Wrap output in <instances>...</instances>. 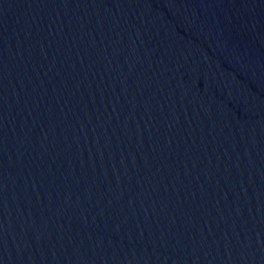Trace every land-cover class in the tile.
I'll return each mask as SVG.
<instances>
[{
  "label": "water",
  "instance_id": "1",
  "mask_svg": "<svg viewBox=\"0 0 264 264\" xmlns=\"http://www.w3.org/2000/svg\"><path fill=\"white\" fill-rule=\"evenodd\" d=\"M0 264H264V0H0Z\"/></svg>",
  "mask_w": 264,
  "mask_h": 264
}]
</instances>
